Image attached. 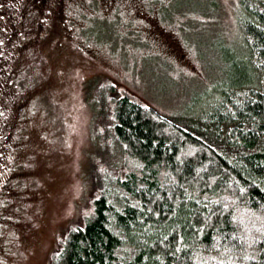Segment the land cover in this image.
Listing matches in <instances>:
<instances>
[{
    "label": "rangeland",
    "instance_id": "rangeland-1",
    "mask_svg": "<svg viewBox=\"0 0 264 264\" xmlns=\"http://www.w3.org/2000/svg\"><path fill=\"white\" fill-rule=\"evenodd\" d=\"M31 4L39 16L19 5L0 33V264H47L77 213L93 150L91 77L188 112L225 80L239 40L238 0H87L48 18Z\"/></svg>",
    "mask_w": 264,
    "mask_h": 264
},
{
    "label": "trees",
    "instance_id": "trees-1",
    "mask_svg": "<svg viewBox=\"0 0 264 264\" xmlns=\"http://www.w3.org/2000/svg\"><path fill=\"white\" fill-rule=\"evenodd\" d=\"M235 23L227 77L188 112L90 78L86 189L47 264H264V0Z\"/></svg>",
    "mask_w": 264,
    "mask_h": 264
},
{
    "label": "flooded vegetation",
    "instance_id": "flooded-vegetation-1",
    "mask_svg": "<svg viewBox=\"0 0 264 264\" xmlns=\"http://www.w3.org/2000/svg\"><path fill=\"white\" fill-rule=\"evenodd\" d=\"M87 0H0V33L2 32V28L4 26H14L18 22L19 17V5L25 6L26 8L22 12L23 16L29 19L35 18L39 12L33 8H30L31 5H37L36 3L40 2L46 8L45 13L41 15V17L48 18L51 12L55 8L64 7L66 8L67 3H70V7L80 6L82 3H86ZM39 16V15H38ZM2 47L0 45V72L5 69L7 66V62L1 56Z\"/></svg>",
    "mask_w": 264,
    "mask_h": 264
}]
</instances>
